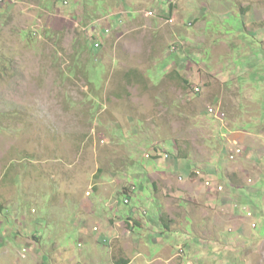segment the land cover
<instances>
[{
  "label": "rangeland",
  "instance_id": "374dc122",
  "mask_svg": "<svg viewBox=\"0 0 264 264\" xmlns=\"http://www.w3.org/2000/svg\"><path fill=\"white\" fill-rule=\"evenodd\" d=\"M150 2L0 0V264H264V0Z\"/></svg>",
  "mask_w": 264,
  "mask_h": 264
},
{
  "label": "trees",
  "instance_id": "16d2710c",
  "mask_svg": "<svg viewBox=\"0 0 264 264\" xmlns=\"http://www.w3.org/2000/svg\"><path fill=\"white\" fill-rule=\"evenodd\" d=\"M168 1V0H167ZM93 30V29H92ZM89 39V42H90V45H91V48L96 50L97 48L100 47V42H99V39L94 36L93 34H91V36L88 38ZM97 45V46H96ZM127 201V200H126ZM127 262H125L124 260L122 261H119L118 264H126Z\"/></svg>",
  "mask_w": 264,
  "mask_h": 264
},
{
  "label": "built area",
  "instance_id": "2783aa9c",
  "mask_svg": "<svg viewBox=\"0 0 264 264\" xmlns=\"http://www.w3.org/2000/svg\"><path fill=\"white\" fill-rule=\"evenodd\" d=\"M96 46H97V45H96ZM195 91L198 92V88H195ZM210 111H211V110H210ZM236 151H237L238 154H236L235 156H238V155L241 154V150H240V149H237ZM194 173H195V175H196L197 177L200 176V173H199L198 171H195ZM204 186H206L207 188H211V187H212V182H210L209 180L204 181ZM214 189H215L216 191H219V192L222 190V188H221L219 185L215 186Z\"/></svg>",
  "mask_w": 264,
  "mask_h": 264
},
{
  "label": "crops",
  "instance_id": "0c3cea01",
  "mask_svg": "<svg viewBox=\"0 0 264 264\" xmlns=\"http://www.w3.org/2000/svg\"><path fill=\"white\" fill-rule=\"evenodd\" d=\"M153 1H154V0H151V2H153ZM151 2H150V3H151ZM152 12H153V11H152ZM130 13H131V12H130ZM153 13H154V12H153ZM131 14H132V13H131ZM135 14H137V13H135ZM154 14H155V13H154ZM238 191H239V193H241V192H244V189H240V190H238ZM249 195H252V194L249 193ZM120 261H122V260H120ZM124 261L127 262L126 260H124ZM127 263H128V262H127ZM127 263H126V264H127Z\"/></svg>",
  "mask_w": 264,
  "mask_h": 264
},
{
  "label": "clouds",
  "instance_id": "9594fccd",
  "mask_svg": "<svg viewBox=\"0 0 264 264\" xmlns=\"http://www.w3.org/2000/svg\"><path fill=\"white\" fill-rule=\"evenodd\" d=\"M168 1L170 2L171 0H168ZM194 172H195V171H194ZM194 175H195V173H194ZM209 181H210V180H209ZM217 185H218V184H217ZM217 185H216V186H217ZM212 189L215 190L213 186H212ZM215 191H216V190H215ZM217 192H219V191H217ZM126 202H127V201H126Z\"/></svg>",
  "mask_w": 264,
  "mask_h": 264
}]
</instances>
